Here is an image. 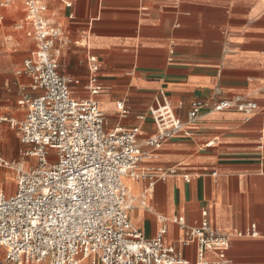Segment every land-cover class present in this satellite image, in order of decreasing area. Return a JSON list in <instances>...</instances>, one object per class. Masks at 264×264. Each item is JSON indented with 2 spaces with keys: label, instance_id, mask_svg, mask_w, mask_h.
Segmentation results:
<instances>
[{
  "label": "crops",
  "instance_id": "0c3cea01",
  "mask_svg": "<svg viewBox=\"0 0 264 264\" xmlns=\"http://www.w3.org/2000/svg\"><path fill=\"white\" fill-rule=\"evenodd\" d=\"M23 19L19 2L0 24V52L9 47L3 39L15 36L10 29L33 47L28 56L35 49L16 29ZM49 21L69 37L59 72L82 82L75 97H89L84 87L95 79L102 87L97 100L107 127H139L141 143L156 133L150 109L160 94L183 123L194 101L241 97L258 105L248 120L236 111L205 113L187 126V135L158 150L143 146L148 154L140 166L143 174L175 175L155 179L152 187L146 177L126 184L134 199L150 190L147 206L134 202L130 212L145 237H156L160 216L183 218L195 228L208 211L211 225L222 233L256 227L255 237L233 238L227 251L232 264H264V0H59L49 3ZM22 64L0 61V118L26 117L21 98L31 81L18 74ZM119 103L130 112L125 118ZM26 149L17 131L0 122V194L9 197L17 190L16 173L1 161L33 164ZM181 236L170 223L166 242L177 247ZM195 255V246L186 250L192 262Z\"/></svg>",
  "mask_w": 264,
  "mask_h": 264
},
{
  "label": "built area",
  "instance_id": "2783aa9c",
  "mask_svg": "<svg viewBox=\"0 0 264 264\" xmlns=\"http://www.w3.org/2000/svg\"><path fill=\"white\" fill-rule=\"evenodd\" d=\"M58 1L0 0V24L22 3L24 19L16 29L35 43L18 72L31 81L30 92L24 89L21 98L26 117L0 118L17 131L26 157L34 162L1 161L16 173L17 190L9 197L0 194V264H232L227 251L233 238L257 236L255 226L226 234L211 225L208 211L202 212V222L195 228L183 218L160 216L157 235L149 239L130 220L135 199L126 179L146 177L150 187L155 179L165 181L175 171H140L148 157L143 146L158 150L187 135V126L205 113L236 111L248 120L258 105L241 97L194 101L183 123L160 94L162 99L150 109L156 133L145 142L139 141V127L109 129L99 108L102 87L96 80L84 87L89 97L77 98L74 91L82 82L59 72L60 54L70 40L49 21V3ZM117 107L120 117L130 114L123 103ZM149 196L150 190L140 196L143 207ZM170 223L182 233L177 247L166 242ZM192 246L194 262L186 257Z\"/></svg>",
  "mask_w": 264,
  "mask_h": 264
},
{
  "label": "rangeland",
  "instance_id": "374dc122",
  "mask_svg": "<svg viewBox=\"0 0 264 264\" xmlns=\"http://www.w3.org/2000/svg\"><path fill=\"white\" fill-rule=\"evenodd\" d=\"M8 31L12 32L15 36L8 35L3 39L5 44L9 45V47L6 46V49L1 50L0 61L11 62L19 67L33 47H28L27 44H25L23 36H20L15 30L10 29ZM14 47L17 48L14 49Z\"/></svg>",
  "mask_w": 264,
  "mask_h": 264
},
{
  "label": "bare ground",
  "instance_id": "6f19581e",
  "mask_svg": "<svg viewBox=\"0 0 264 264\" xmlns=\"http://www.w3.org/2000/svg\"><path fill=\"white\" fill-rule=\"evenodd\" d=\"M139 202L140 206H142V204L140 203L139 201V198L135 196V206H136V203Z\"/></svg>",
  "mask_w": 264,
  "mask_h": 264
}]
</instances>
